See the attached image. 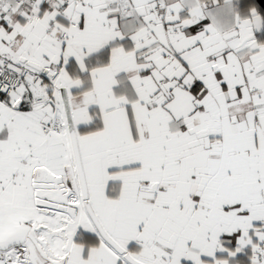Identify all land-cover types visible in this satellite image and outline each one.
<instances>
[{
	"label": "snow or ice",
	"instance_id": "obj_1",
	"mask_svg": "<svg viewBox=\"0 0 264 264\" xmlns=\"http://www.w3.org/2000/svg\"><path fill=\"white\" fill-rule=\"evenodd\" d=\"M0 264H264V0H0Z\"/></svg>",
	"mask_w": 264,
	"mask_h": 264
}]
</instances>
